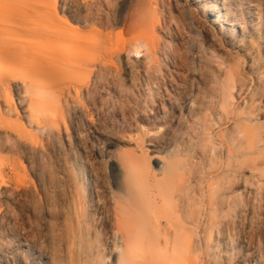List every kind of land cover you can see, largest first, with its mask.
<instances>
[{"label":"rangeland","instance_id":"rangeland-1","mask_svg":"<svg viewBox=\"0 0 264 264\" xmlns=\"http://www.w3.org/2000/svg\"><path fill=\"white\" fill-rule=\"evenodd\" d=\"M215 2L233 31L191 0H0V34L43 68L30 77L0 58L17 75L0 80V156L18 161L17 176L0 171V248L52 246L67 264L73 241L81 264H108L121 201L135 231L168 233L158 247L171 264H264V0L201 4ZM65 30L77 49L55 35ZM22 77L40 80L37 114L55 124L28 120ZM136 158L149 181H129Z\"/></svg>","mask_w":264,"mask_h":264},{"label":"bare ground","instance_id":"bare-ground-1","mask_svg":"<svg viewBox=\"0 0 264 264\" xmlns=\"http://www.w3.org/2000/svg\"><path fill=\"white\" fill-rule=\"evenodd\" d=\"M191 1L194 3L196 9L199 8L203 11V14L206 15L207 21L209 22L211 27L223 28L224 25H227L230 26L228 31L234 30L236 26V22L234 20L226 21L227 12L222 3L215 2L207 6L201 4L202 0H191ZM55 35L59 37V39L63 40V43L65 44L66 48L72 47L73 49H77L76 47L77 43L81 42L83 39L81 37L71 35L69 33V30H65L62 32H55ZM14 43L10 39L0 34V58L4 59L6 56L8 57L11 56L13 58V62L15 65L23 66L28 64L30 66V77L40 76V73L43 71L42 63H39L33 59V50L31 49V47L29 46L27 47L23 43L22 44L21 43L14 44ZM13 45H16V48H14ZM86 50L87 52L91 51V46L89 44H87ZM20 52L22 54H19ZM68 52L71 53L70 50H68ZM56 54L58 55V51H56ZM71 54L72 55L69 56L71 64L75 65L81 62H86L82 54H80L79 52L75 51L72 52ZM104 63L106 62L104 61ZM2 66L3 68L0 67V80H3L5 78L14 80L17 78L16 73L14 72L11 73L9 71L10 67L8 64L5 63V61L3 62ZM26 79H27L26 77H22L21 83L26 87L24 89L29 97V101L27 104L28 114H29L28 120H30L32 124L34 123L36 128L43 127V125L47 121L50 122L53 121L52 123H54V120L49 119L48 116H46L48 117L46 118L37 114L38 110L42 109L43 111V108H45L44 106L42 108V104H41L42 101L43 102L45 101L44 97L36 94V90L43 89L40 80L38 78L32 81L30 80V82H28L27 84ZM57 103L58 101L57 102L51 101L49 104L52 106L54 110L53 112L55 113H57L56 112L58 108ZM4 118H5V113L0 109V127L5 126ZM15 131L19 135L25 136V133L22 130H15ZM146 161L147 160H145L144 158H136L131 164V167L129 166L130 173L128 174V178L131 183L137 184L141 180H144L145 182L149 181L150 176L148 175L145 169ZM6 169H8V172L6 171L8 176L10 175L11 177H15L18 175V161L15 157L0 156V171H5ZM90 194H91V188L88 185H80L77 189L78 196H88ZM46 223L47 226L49 227L51 226L50 221ZM115 228H116V233L118 234L121 242L119 246H115L114 248L108 249V254H109L108 257L110 255H112L113 257L115 256V260L110 261L108 264H171V260L167 258V256H169L168 250L167 249L161 250L158 247L161 239L164 240L165 243H168L170 241L168 233L161 228H155L154 231L147 229L144 230L142 233H138L137 231H135L131 223L128 222V218L125 214V205L121 201H117L115 207ZM182 242L186 247L187 246L186 235L183 236ZM15 246L17 249L15 248L13 250L10 249L9 247L4 249L0 248V264L26 263L23 259V255L18 253V250H20V248L24 250L31 257V259L36 258L39 259V261L42 260L43 264H58L59 262V258L55 256V251H54L55 249L52 246L46 252L38 251L26 240L18 241L15 244ZM147 250H151L149 256L146 254L148 252ZM161 251L165 253L164 258H158V254ZM65 258L67 264H81V259L79 258V256L77 254H74L73 241H71L70 244H65ZM106 258L107 257L104 258V262L102 264H106L105 263ZM39 261L35 263L34 260L33 264H38Z\"/></svg>","mask_w":264,"mask_h":264}]
</instances>
